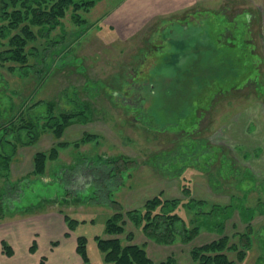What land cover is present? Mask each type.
I'll return each mask as SVG.
<instances>
[{"label":"rangeland","instance_id":"374dc122","mask_svg":"<svg viewBox=\"0 0 264 264\" xmlns=\"http://www.w3.org/2000/svg\"><path fill=\"white\" fill-rule=\"evenodd\" d=\"M72 1L48 35L29 41L25 63L0 62V126L15 142L0 175V264H80L77 235L95 264H115L97 235L144 244L155 263L192 264L190 249L217 232L160 244L126 217L122 234L104 231L112 201L131 209L160 191L182 198L183 182L194 198L225 204L233 194L254 209L245 258L229 257L264 264V0ZM48 100L54 113L83 111L86 121L74 116L54 137L42 126ZM21 117L39 120L37 141L15 139L8 123ZM58 142L34 174V154ZM120 155L130 159L119 165L128 167L123 179L95 162ZM178 214L190 217L183 207ZM66 216L78 220L73 229ZM246 225L237 209L224 234Z\"/></svg>","mask_w":264,"mask_h":264},{"label":"trees","instance_id":"16d2710c","mask_svg":"<svg viewBox=\"0 0 264 264\" xmlns=\"http://www.w3.org/2000/svg\"><path fill=\"white\" fill-rule=\"evenodd\" d=\"M80 4L86 5V1H80ZM69 4H73L72 0H0V62L8 60L16 63H25L27 58L34 54V51L29 47V41L34 40L38 36L48 35L50 30L60 23L59 19L64 15V11ZM92 4L88 2V5ZM78 7V5H74ZM2 40H5L4 42ZM44 70L50 69V62L45 59ZM86 107V102L84 103ZM56 104L53 100L46 102V121L42 124L43 127L51 129L54 137L61 135L64 127L70 124L74 116H78V120L86 121L81 113H71L57 111L54 113ZM5 126V124L3 125ZM0 126V143H4V150L0 151V175L2 170L7 171L9 168L10 154H14L15 142H12L10 134L5 133L2 136V128ZM7 126V125H6ZM15 132V139L21 143H32L37 141L40 136V122L38 119L19 118L8 123ZM21 129H25L27 136L22 140L19 133ZM22 134V133H21ZM87 138H91L92 135ZM8 136V137H7ZM84 137V138H83ZM82 140H86L83 135ZM15 140V141H16ZM13 141V140H12ZM14 143V145H13ZM65 145L63 142H58L46 151H38L34 154V174L42 173L46 165V160L54 158L58 154V147ZM12 148L9 152L8 149ZM219 148L218 150H220ZM182 155V154H178ZM129 158L123 155L119 157H109L108 159L100 158L95 161L100 162L107 171L108 177L117 176L119 171L120 178L123 179V169L128 168L122 163L127 164ZM180 166V165H179ZM207 169L206 167H203ZM209 184L212 186L218 185V180L211 177ZM182 198H164L163 192L160 191L147 198L141 206L124 209L119 201H112V206L115 212L110 215L105 221L104 231L108 234L118 235L124 232L125 217L129 219L135 226L141 228L144 235L160 244H168L174 242L176 238H180L183 242H188L193 239L203 228L209 231H215L220 236L212 241L194 246L190 249L192 264H236V261L229 257L230 252H236V258L243 260L247 253V247L251 243L252 226L251 219L255 212L253 208H243L240 205L239 199L235 195L230 194L228 203H213L205 199L194 198L191 196V187L189 182H183L180 185ZM185 208L190 217L185 220L178 214L179 208ZM238 209L240 217L247 225L244 230L237 231L232 235L224 234L225 224L231 218L233 212ZM258 211L264 214V209L261 204L258 205ZM69 221V227L74 228L78 222L77 219L66 216ZM234 238V239H233ZM98 248L103 252V257L108 262L115 264H172L173 259L167 258L159 263L153 262L147 255L144 244L128 243L124 244L118 236L102 238L95 236ZM233 239V240H232ZM126 240L131 241V236L128 234ZM264 243V242H263ZM87 238L84 235L76 236V253L81 258L80 264H95L90 261L87 250ZM8 247V253L12 251ZM40 264H43L41 262Z\"/></svg>","mask_w":264,"mask_h":264},{"label":"crops","instance_id":"0c3cea01","mask_svg":"<svg viewBox=\"0 0 264 264\" xmlns=\"http://www.w3.org/2000/svg\"><path fill=\"white\" fill-rule=\"evenodd\" d=\"M231 219V218H230ZM15 251V250H14ZM81 259V258H80ZM19 264H21V263H19Z\"/></svg>","mask_w":264,"mask_h":264}]
</instances>
